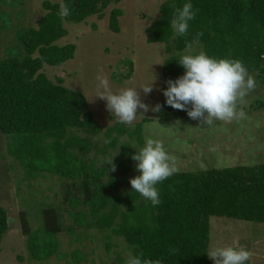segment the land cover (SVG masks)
Listing matches in <instances>:
<instances>
[{
  "label": "rangeland",
  "instance_id": "rangeland-1",
  "mask_svg": "<svg viewBox=\"0 0 264 264\" xmlns=\"http://www.w3.org/2000/svg\"><path fill=\"white\" fill-rule=\"evenodd\" d=\"M43 1L0 0V59L26 54L20 36L38 26L46 14ZM164 1L121 0L110 4L104 18L95 15L81 23L65 22L69 33L56 43H75V56L61 66L44 64L42 71L55 82L63 77L67 87L86 95L100 130L71 131L87 141L71 149L79 169L69 171L65 164L47 160L32 172L13 151L17 139L0 130V206L7 210L10 223L0 243V264H136L123 236L96 225L97 215L79 184L88 176L87 167L104 170L106 183L115 177L124 197L138 170L147 165L155 174L264 163L261 71L252 72L238 64L226 72L227 87L222 94L202 93L196 100L178 101L174 111L189 110L191 114L160 119L157 109L174 87L164 77V63L178 52L174 40L148 42L146 29L160 17ZM116 7L123 9L120 32L109 27L110 13ZM203 51L195 44L183 54L192 61L195 53ZM146 118L151 120L144 121ZM120 121L129 130L142 123L144 143L129 132L120 135L116 131L113 136L119 142L107 147L106 132ZM123 143L130 144V154L125 153ZM117 156L128 166L127 172L123 164L115 166ZM47 205L60 210L62 231L48 239L50 256L38 259L31 252L29 236L22 232L21 212L28 213L32 230L40 231V212ZM121 205L125 206L124 200ZM209 250L213 264H264V223L212 216Z\"/></svg>",
  "mask_w": 264,
  "mask_h": 264
},
{
  "label": "trees",
  "instance_id": "trees-1",
  "mask_svg": "<svg viewBox=\"0 0 264 264\" xmlns=\"http://www.w3.org/2000/svg\"><path fill=\"white\" fill-rule=\"evenodd\" d=\"M120 1L44 0L46 14L38 26L20 36L26 54L0 59V130L17 139L13 151L28 171L48 161L65 164L69 171L80 168L71 149L87 141L71 131L96 133L100 122L83 92L67 87L61 76L53 81L42 69L44 64L61 66L74 58L75 43H56L69 33L66 21L81 23L95 15L104 18L110 4ZM160 10V17L146 29L147 40H174L178 52L164 63V77L174 87L157 109L160 119L189 116V110L174 111L178 101L196 100L202 93L222 94L226 72L238 64L264 73V0H165ZM122 15L119 7L110 13L109 27L114 32L121 31ZM195 44L204 51L189 61L183 52ZM261 79L264 82L263 75ZM142 130V123L129 130L120 121L108 128L106 146L116 147V131L120 135L129 132L143 144ZM48 139L52 141L46 144ZM129 146L123 143L126 154H130ZM119 164L128 171L117 156L115 166ZM147 166L138 170L124 197L116 178L104 182V170L95 165L87 167L88 176L79 182L97 215L96 225L123 236L136 264H213L209 254L212 216L264 223V163L155 174ZM40 215L43 226L34 231L28 213L22 211L21 228L29 236L33 256L44 259L50 256L48 239L62 231V222L54 205L44 206ZM9 229L8 212L0 206V243Z\"/></svg>",
  "mask_w": 264,
  "mask_h": 264
}]
</instances>
